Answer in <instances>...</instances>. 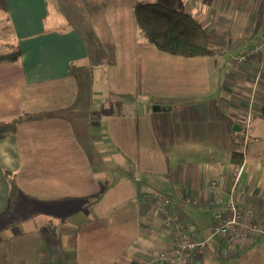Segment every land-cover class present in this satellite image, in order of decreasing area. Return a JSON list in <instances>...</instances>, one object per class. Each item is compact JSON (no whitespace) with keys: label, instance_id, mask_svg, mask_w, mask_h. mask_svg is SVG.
<instances>
[{"label":"crops","instance_id":"crops-1","mask_svg":"<svg viewBox=\"0 0 264 264\" xmlns=\"http://www.w3.org/2000/svg\"><path fill=\"white\" fill-rule=\"evenodd\" d=\"M53 2L50 13L48 0H0V51L16 42L21 53L0 65V120L42 115L0 139V264L158 263L173 250L154 218L161 189L200 199L178 205L197 241L213 225L211 180L226 200L237 176L264 210V55L233 62L264 38V23L252 21L264 0H83L84 27L69 22L66 0ZM137 3L190 13L214 54L159 51L137 28ZM242 141L253 152L236 167ZM211 240L197 264H264V238L230 260Z\"/></svg>","mask_w":264,"mask_h":264},{"label":"built area","instance_id":"built-area-1","mask_svg":"<svg viewBox=\"0 0 264 264\" xmlns=\"http://www.w3.org/2000/svg\"><path fill=\"white\" fill-rule=\"evenodd\" d=\"M264 55V38L248 50L234 58L238 67L247 64L254 58ZM228 198L215 194L222 189L221 182L209 181V189L214 196L207 202L214 209L211 235L206 240L192 238L182 221L178 205H199L200 199L161 196L154 204V218L162 227L168 228L173 236V250L161 251L158 263L149 264H197L199 257L208 248V241L216 238V251L221 260L235 259L240 247L255 243L264 238V210L251 203L248 190L239 184L238 177L229 181ZM224 187V184H223ZM218 191V192H217Z\"/></svg>","mask_w":264,"mask_h":264},{"label":"trees","instance_id":"trees-1","mask_svg":"<svg viewBox=\"0 0 264 264\" xmlns=\"http://www.w3.org/2000/svg\"><path fill=\"white\" fill-rule=\"evenodd\" d=\"M134 21L137 28L146 37L150 44H153L159 51L172 56L183 58L190 57H209L214 54L208 32L202 25L195 20L190 13H184L179 10H173L165 5L156 3H137L133 9ZM6 20V19H5ZM6 22H3L5 24ZM88 42L96 46V37L89 28L84 29ZM21 57L19 45L8 43L0 51V65L2 63H15ZM80 67L71 65L70 73H75ZM261 118L264 119V101L262 103ZM42 118V115L22 114L15 118L0 120V139L7 135L15 134L17 126ZM243 150L233 151L231 154V163L236 167L241 166L244 160ZM9 181V204L11 206L17 194V182L15 175L7 171L4 173ZM139 264V263H131Z\"/></svg>","mask_w":264,"mask_h":264},{"label":"rangeland","instance_id":"rangeland-1","mask_svg":"<svg viewBox=\"0 0 264 264\" xmlns=\"http://www.w3.org/2000/svg\"><path fill=\"white\" fill-rule=\"evenodd\" d=\"M67 4L65 5V13L67 14V18L69 20L70 23H72L73 26H80V27H84L85 24V8L82 5L83 0H66ZM48 4H49V12L50 13H54L53 10L54 9V2L53 0H48ZM60 7L62 8V2H60ZM55 18L53 19V23L54 25L56 24L55 22ZM253 23L258 24L259 27L263 26L264 23V7L263 9L260 11L258 17H256L254 20H252ZM51 27V26H49ZM234 62V61H233ZM249 142V141H248ZM239 144H241V150H248V152H253L252 148L249 144H247V147H244L243 141L240 142ZM169 191H165L164 189H161L158 191V193H154L153 197L158 199L161 196H169ZM190 206V205H189ZM205 213H206V217L209 218L211 216V209H205ZM55 223H57L56 221H54ZM205 233V232H204ZM208 233V232H207ZM209 237L211 235V230L209 232ZM214 245H216V238H212V240L209 243V248L211 249ZM60 249V248H59ZM63 249H65L64 245H63ZM255 264L257 262H254ZM231 264H234L231 262Z\"/></svg>","mask_w":264,"mask_h":264}]
</instances>
